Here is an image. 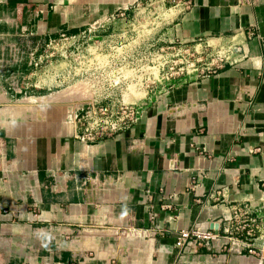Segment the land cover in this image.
Instances as JSON below:
<instances>
[{"label":"crops","instance_id":"1","mask_svg":"<svg viewBox=\"0 0 264 264\" xmlns=\"http://www.w3.org/2000/svg\"><path fill=\"white\" fill-rule=\"evenodd\" d=\"M137 1L0 0V18L24 14L22 33L47 42ZM180 30L232 40L239 58L94 142L68 122L0 129V264H264L249 252L264 247L262 227L236 239L223 229L243 205L264 222V0H193ZM213 222L207 246L176 245Z\"/></svg>","mask_w":264,"mask_h":264},{"label":"built area","instance_id":"2","mask_svg":"<svg viewBox=\"0 0 264 264\" xmlns=\"http://www.w3.org/2000/svg\"><path fill=\"white\" fill-rule=\"evenodd\" d=\"M192 6L193 0H139L132 6L106 14L77 33L63 31L45 42L49 56L66 58L76 52L75 59L89 60L84 67L79 65V70L84 71L78 70L82 73L76 75L90 73L98 83L107 81L115 86L117 92L122 93L132 84L160 87L154 96L148 94L143 105L136 106L131 113L114 109L106 102H89L78 108L73 117L75 138L94 142L115 135L139 117L149 100L174 86L215 74L226 63L238 60V44L232 40L181 34L182 20ZM248 34L251 36L253 32ZM262 42L264 44V39ZM138 69L144 74L137 79ZM260 217L256 208L243 205L223 219V229L229 239L250 238L260 232L261 227L264 229ZM218 225L213 222L208 230L197 227L180 230L176 245L207 246L217 235L214 231ZM249 252L262 256L264 247L261 250L249 247Z\"/></svg>","mask_w":264,"mask_h":264},{"label":"rangeland","instance_id":"3","mask_svg":"<svg viewBox=\"0 0 264 264\" xmlns=\"http://www.w3.org/2000/svg\"><path fill=\"white\" fill-rule=\"evenodd\" d=\"M7 17L0 18V129L30 120L68 122L74 127L75 112L89 102H106L131 113L143 105L148 94L154 96L160 88L155 84H132L121 93L107 81L98 83L90 73L77 76L82 73L77 72L79 65L84 67L89 60L75 59L76 52L66 58L49 56L43 39L22 33L27 32L24 14L17 24H11ZM10 30H18L19 36H4ZM143 74V70L135 72L137 79Z\"/></svg>","mask_w":264,"mask_h":264}]
</instances>
